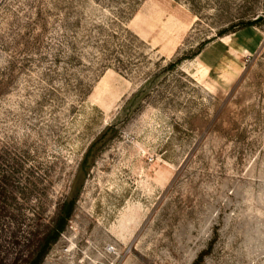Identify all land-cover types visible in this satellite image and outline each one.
I'll use <instances>...</instances> for the list:
<instances>
[{"label":"rangeland","instance_id":"374dc122","mask_svg":"<svg viewBox=\"0 0 264 264\" xmlns=\"http://www.w3.org/2000/svg\"><path fill=\"white\" fill-rule=\"evenodd\" d=\"M73 197L40 264H264V0H0V264Z\"/></svg>","mask_w":264,"mask_h":264},{"label":"trees","instance_id":"16d2710c","mask_svg":"<svg viewBox=\"0 0 264 264\" xmlns=\"http://www.w3.org/2000/svg\"><path fill=\"white\" fill-rule=\"evenodd\" d=\"M261 21L259 18L250 21L246 24H244L243 27H249L253 26L259 23ZM113 130V127H108L105 129L99 137H97L90 146L88 147L83 160L80 164L79 173L77 176H80V174H84L87 171V166L90 164V160L92 157H94L96 154H98L101 149L105 146V139L108 136L109 132ZM76 198H67L63 201L62 206L59 208L58 216L54 222L53 227L51 230L46 234L42 242L38 244V246L31 252L30 256L26 259L24 264H40L42 261V258L44 254L47 252L50 245L57 240L60 233L65 229L69 219L71 218L73 211H74V205H75ZM204 256V255H203ZM202 257V256H201ZM201 257H199V261L201 260Z\"/></svg>","mask_w":264,"mask_h":264}]
</instances>
